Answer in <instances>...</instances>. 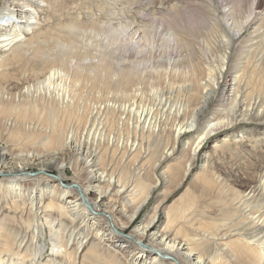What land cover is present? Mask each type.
Segmentation results:
<instances>
[{"label":"rangeland","instance_id":"374dc122","mask_svg":"<svg viewBox=\"0 0 264 264\" xmlns=\"http://www.w3.org/2000/svg\"><path fill=\"white\" fill-rule=\"evenodd\" d=\"M19 1L20 3H18L21 5L24 3L31 4L32 7L37 10L39 16L38 22L33 25L32 30L30 32L25 31V39H23V37L22 40L19 41L21 43L23 42L24 47H26L24 52L25 57L21 60H13L11 62L7 59V61L4 62L5 64H2L3 67L0 65V70L2 69L4 72L7 71L8 73L4 78H0V93L1 96H3L2 101L9 103L10 111H12L6 113L8 115H3L0 128L4 130L3 127L7 125L5 127L6 133L12 131L10 128H24V133L30 135V133L33 132V134H31L32 137L25 134L24 136L18 137V140L17 138L12 140L9 137V133L5 134L8 136H2L0 133L1 150L7 151L8 154L14 156L20 153H27L29 150H50L49 146H46L47 142L53 131L57 128L56 126L60 124L59 127L63 131L65 130L63 132L64 136L68 135L69 140H72V144L77 148V150L71 151L73 156L70 153L71 157L68 159V167H66V170L64 169L66 177L65 182H71L75 176H79L82 179L81 182H84L88 168L84 160H82L81 154L77 155L76 153H78V151L80 152V150H78L79 147L85 146L86 144L90 147L89 150H93V153L98 152V156H104V159L99 158L97 163L93 159L96 167H101L108 171V173H113L122 178L126 188L123 194L115 196L114 202L118 204L120 201H124L127 209H132V205L131 202L127 203L123 197L131 195V193L135 191L136 185L140 180L143 179L145 184L153 181L155 177L153 172H155V175L161 177V172L166 170L169 166L170 170H172L169 171V173L174 174L176 172L175 168H182L187 162L189 158V153H187L188 147L186 146L187 142H193L197 133H200L202 127L209 119L215 117L216 113L219 114H217L218 118L220 117L222 113L218 108L228 106L224 104L226 100H223L224 98L222 95L231 82V75H233L234 72L233 65L236 64L238 59H240V62L242 59L243 64H251L249 69L253 71L247 73L246 79L249 80L251 76L255 78L253 77L254 79H252L251 77L252 82L250 88L253 89L254 87L255 89H260L261 86L264 88V27L255 30L254 28L258 25V21L256 22V20L255 23L253 22L249 25L245 23L248 19L247 14H251L250 10L253 9L251 6L255 0H243L240 4L237 0H44L39 1L40 3L34 0ZM257 4L259 5L258 10H264V0H257ZM6 5L7 0H0V10ZM237 5L239 7H237ZM224 9L226 10L224 11ZM233 9H238L237 11L240 12L236 14L235 10L234 15L233 12H230V10L233 11ZM227 10H229V14L225 13ZM258 10L255 9L254 11ZM6 12H9V10ZM262 16V14L258 15V20ZM6 18H9V16H5L1 21L5 20V22H7L8 20H6ZM262 20H264V17ZM243 23L244 26H242ZM240 27H242L243 30L235 37V31L233 32V30ZM227 36L228 38H233V50L228 63V69L225 70L220 80L221 84L220 88H218L217 98L215 97L214 100L211 101L212 103L210 102L207 110L208 112H205L200 117L198 128L193 131L185 132L180 139L177 140V143L175 140L173 141L174 137L171 135L173 134L171 131L175 129V126L180 123V121L186 124V121H189L193 115L192 110L188 109L185 114L181 113L175 118V113L170 114V111L164 110L167 107V105L164 106V104L169 102V104L171 103L170 106L173 107V105L179 102L186 103L188 91L185 88H187L190 83H186L180 78L170 79L169 77L177 70L176 67L179 69L176 71L177 73L178 71L181 72L186 69L183 68L184 64L199 63L205 65V67L210 64H220L225 48L224 42L228 39ZM188 40L191 41L193 45V51L190 49V46H188ZM64 49L69 54H61L65 57V63L58 61V55H60L58 53ZM12 50L13 48L5 52V54H7L6 57H11L10 54ZM256 64H258V66H256ZM54 69H57L55 76L58 77H54L53 83L50 85L52 88L46 86L42 89H38V81L44 79L46 74ZM254 72H256V74ZM129 73L133 75V81L130 83L126 82L127 79L123 78L129 75ZM164 73L165 75H163ZM122 78L125 81H123ZM253 81H255V83H253ZM174 82L176 84H174ZM27 85L32 86L29 92L24 91ZM250 88H248V91L251 90ZM49 92H51V95H49ZM57 92L63 94V98H65L62 100V97L60 99L57 97L58 103L56 100L57 95L55 94ZM67 96L69 98H67ZM113 104L114 106H112ZM21 108L26 113L25 118L22 116L20 118V116H18L22 114L21 112H24L21 111ZM111 108H114L112 110L113 115H111ZM14 109L15 111H13ZM128 109L132 112H129ZM148 109H155V130L153 128L154 125H147V123L140 118V112ZM32 110L33 112H31ZM133 110L136 111L133 112ZM165 111L170 114L169 117L167 113L165 114ZM19 112L20 114H18ZM28 112L31 115H28ZM137 114L138 117L136 118ZM225 114L226 113H224V116L227 115ZM32 116H34V119H32ZM221 116H223V114ZM260 118H262V116ZM23 120H25V122ZM137 121L140 122V126ZM215 121H217V119ZM51 122H53V124ZM2 124L3 126H1ZM61 124L64 125L65 128H62L63 126ZM201 125L203 126L201 127ZM151 128H153V130H151ZM46 129L50 130L47 131ZM146 130L148 131L146 132ZM50 132L51 134H49ZM151 132H153V134ZM241 132L245 134L246 140L240 142L238 138L236 139L234 137V133L241 134ZM90 133L93 135L90 136ZM216 133L217 134H214L206 141L198 155L199 158L197 159L193 172L199 174L205 154L208 155V153L211 152V147L216 140L230 133L231 135L228 136L229 138L225 141L226 143L224 142L222 145L225 148L211 155V159L213 157V160L210 164V170L213 171L215 178L219 179L222 183L224 187L223 192L216 196L209 195L207 197H202L199 193L197 194V192H195L194 188H190L189 194L186 195V199L192 195L195 196L196 203L193 210L196 217L201 218V215L205 214V216L208 215L212 219L218 220L220 224L229 221L227 223L230 227L229 229H232L235 234L241 231V233H252L255 229L253 225H251L253 222L251 221V216L256 211L255 204L259 199V195L250 197L252 200L257 198L254 201L250 198V200L248 199L249 207H247L248 210H246L250 212H247V215H249V213L252 214L249 215V218L246 217L245 219V215H242L241 211L237 210L241 207L242 201L245 200V197L242 196L246 193V187L241 186L239 183H247L248 170L256 172L258 176L264 174V118L257 120V118L255 119L253 117V119L248 121L243 120L238 122L235 126L223 128ZM249 133L253 135L251 141L248 140ZM169 135H171L173 139ZM9 141L11 143H9ZM13 141L15 142L13 143ZM172 142L174 145L176 144L175 151L166 159L162 160L157 167L156 162L158 157L164 150L169 148V146H174ZM82 154H84V152H82ZM186 154L188 155L186 156ZM77 157H79L83 163L79 165L80 169L75 171L74 167H71V160ZM180 163L184 164L181 165ZM262 169L263 171H261ZM58 172V170L54 169L52 173L58 174ZM193 172L181 186L170 187V192L166 196L165 202L162 204V211H168L169 207L178 197L190 187L189 185L193 183L192 180L198 179ZM124 180H127L128 183H125ZM40 184L44 186L45 182L42 181ZM202 186V183L198 185V190L201 189ZM163 188L164 184L162 183L154 189L153 196L149 199L145 207H143L139 218L136 219L135 222L130 223L127 228H124L126 235L131 231L134 225L145 219L150 213L161 198L159 195L163 191ZM230 190H232V192ZM235 190L237 193L240 192L238 193L240 195H234V193H236ZM242 193L243 195H241ZM130 197L131 196H127L126 199ZM139 198L141 197L139 196ZM8 200L11 201V195L9 198L7 197L5 201ZM104 201H108L107 197ZM24 205L21 208L22 210L19 209L16 211L14 207L11 208L10 205L7 207L5 202L0 200V224L2 219H5L7 224L12 226L11 231L16 235L17 240L18 237L24 239L22 247H19L22 252H32V247H34L35 242L41 247V253L35 258V261L45 262L49 259H56L60 261L63 260L62 263H68L69 257L63 256L59 252L60 250L58 251V247L55 246V239L51 236V231L56 230L58 233L63 234L64 239L70 241H68V243H70L69 250L73 252V247L75 249L79 233L85 231L87 226H83L84 228L80 229L79 227L81 225L79 222L71 223L72 220L67 218L65 222L67 221L66 224L70 225V230L65 231L61 226V221H57L55 224L53 223V225H51V220L46 221L47 210L44 206H42L38 213H33L28 203L26 204L24 202ZM225 212L226 214L224 215ZM117 215L119 216L118 220L120 223L126 221L125 217L120 216V214ZM165 218V214L161 212L160 217L157 219V224L165 222ZM246 221L249 225L248 227L246 226ZM37 229L40 230L39 235L41 236L38 239L35 238V242H32L33 234H35L34 232H36ZM97 238L98 237H96L94 233L91 234L90 240L86 243L83 252L80 253V261H78L77 264H101L97 257L91 258L90 262H85V260L82 262L93 240L95 242L99 241V238ZM235 238H237L239 243L241 236L238 234L230 237L229 240H235ZM226 240L227 239H223V241ZM220 241L221 240H219V242ZM99 243L100 246L104 247V249L101 247H99V249L102 251L104 250L103 252H107L109 248L108 243L104 241ZM18 246L16 245V247ZM221 247L222 246L219 245H213V248L204 256L208 257L207 259L210 260L215 257V253H222L220 257L225 259V261H229L230 264L241 263V260H235L234 253H232L235 252L234 247L232 248L231 246L230 250L232 251L227 252L221 250ZM18 250L19 249L15 252ZM224 255H227L226 257L228 260ZM5 258L8 259L6 264H31V259L29 260L26 257V259H23L22 257L18 258L15 255L8 254L5 255Z\"/></svg>","mask_w":264,"mask_h":264},{"label":"bare ground","instance_id":"6f19581e","mask_svg":"<svg viewBox=\"0 0 264 264\" xmlns=\"http://www.w3.org/2000/svg\"><path fill=\"white\" fill-rule=\"evenodd\" d=\"M34 1L39 2V1H44V0H34ZM237 1L239 4L243 2V0H237ZM18 2L20 3L19 0H7V5L3 9L0 10V28H1L0 30V65L5 64L4 62L7 61V59L10 60L11 62L13 60H21L25 57L24 52L26 50L25 49L26 47H24L23 42L21 43L19 41H21L23 37H24L23 39H25V31L30 32L33 28V25H35L38 22L39 15H38L37 10L34 9V7H32V5L29 3H24L23 5H21ZM237 7L239 6L237 5ZM251 7L253 9L250 10L251 14L249 15L247 14L248 19L245 23L249 25L250 23H253V22L255 23V20H256V22L258 21L257 23L258 25L256 28L254 27L253 28L255 30L262 29L264 27V20H262L264 17V10L262 11L261 9L258 10L259 5L257 4V0L253 1V4ZM226 9H224V11ZM238 9H233V11H231L232 10L231 9L230 12L231 13L233 12V14L235 15L234 11L236 10V14H238L237 12H240V11H237ZM255 9L258 10L259 12L254 11ZM7 10H9V12H6ZM227 11L225 13L229 14V10ZM257 14L258 15L262 14L263 16L260 17L258 20ZM3 15L7 17L9 16V18H6V20H8L7 22H5V20L1 21V19L5 18V16ZM1 22H5V23H1ZM242 26H244V23ZM242 30H243L242 27L233 30V32L235 31L234 36L235 37L238 36ZM188 42H189L188 46H190V49H192L193 51L194 48L192 47L193 45L191 41L188 40ZM224 44H225V48H224V52L221 57L220 64H213V65L210 64L208 66L206 65L207 67L199 63L184 64L183 68H186V69L182 70L181 68L182 70L181 72L179 71L178 73L176 72L177 70H179L177 67H176L177 70L175 72L172 71L173 73L170 75L169 77L170 79L180 78L184 82L190 83L188 87L185 88L188 91V93L186 92L187 96L185 95L187 97L186 98L187 102L186 103L179 102L173 105V107L170 106L171 103L170 104L169 102L165 103L164 106L167 105V107L164 110L168 112L170 111L169 112L170 114L175 113V118L181 113L185 114V112H187L188 109H191L192 114H193L191 118L189 117L190 120L186 121V124H184L185 123L184 121H183L184 123H181L180 121L181 124L177 122L178 124L175 126V129L171 131L173 132V134L170 133L171 135H173L174 139L171 135H169L173 139V141L175 140V142H177V140L180 139V137L185 132L193 131L198 128L200 117L205 112H208L207 110L210 105V102L214 100V98L216 97L218 93V88H220V84H221L220 80L223 77L225 70L228 69V65H229L228 63L230 61L232 50H233L232 49L233 38L226 39ZM10 47L13 48V50H12V53L10 54L11 57L8 58L6 57L7 54H5V52L11 49ZM64 50L58 53L60 54L58 55V61L65 63L64 61L65 57H63L62 55H69V54L66 50L65 51ZM241 62H240V59H238L236 64L233 65L234 72H233V75H231L232 76L231 82L228 85V87L224 90V93L222 95L224 98L223 100H226L227 102V103L224 102V104L228 105L226 107H224L223 105L224 108L220 107L221 109L218 108L223 114V116H221L222 115L221 114L220 117L218 118L219 114L216 113V116L214 115L215 117H212L211 119H209L208 122L204 126L201 125V127L202 126L203 127L200 133L199 134L197 133L196 138L194 137L195 140L193 142H190V141L187 142L186 146L188 147L187 153H189V156H188L189 158L186 163L184 162L185 164L183 163L184 165L180 163L181 165H183L182 168H178V169L175 168L176 172L174 174H171L169 173V171H172V170H170V166H169L166 170L161 172L162 178L155 175V172H153L155 176L153 181L147 182L145 184L143 179L140 180L136 185L135 191L134 192L132 191L133 193H131V195H127L128 197L129 196L131 197L129 199H126L127 196L123 197L124 200L127 201V203L131 202L132 209H127L124 201H120L118 204L114 202L115 196L123 194L126 186H124L123 180L120 176L114 175L113 173H108V171L102 169L101 167H96L95 162L97 163L98 162L97 160L99 158L104 159V156L103 155L98 156V152L97 153L94 152L97 158L96 159L93 153V150L92 151L89 150L90 147L87 146L86 144L85 146L79 147L78 150H80V152L78 151V153H76L77 155L81 154L80 156L82 157V160H84V163L88 168L87 175H85V178H84V182H81L82 179L79 176H75L71 182H68V183L65 182L66 177H65L64 169L66 170V167H68V159H70L71 157L70 156L71 151L73 152L74 150H77V148H75L74 144H72V140H69L68 135L64 136L63 132L65 130L63 131L59 127L60 124L56 126L57 128L53 131L51 137L49 138V141L47 142L46 146H49L50 150L49 149L47 151H37V150L30 151L29 150V152L27 153H20L14 156V155L8 154L7 151L1 150L0 148V200L2 202L4 201L7 207L10 205L11 208L14 207L16 211H18L19 209L22 208L25 202L26 204L28 203L30 205L33 213H38V211L42 208V206H44L47 210L46 221L51 220L52 222L51 225H53V223L55 224L57 221H61V224H62L61 226L65 229V231L70 230V225L66 224L67 221L65 222L67 218L72 220L71 223L79 222V224L81 225L79 227L80 229H83L85 226H87L85 231H82L79 233L77 240H76L75 249L73 247V252H70L69 250V244H70L68 243L69 240L66 241L64 239L63 234L58 233V231L56 230H52L51 236L55 239V243H56L55 246L58 247V251L60 250L59 252L63 256L69 257V262L62 263L63 260L60 261L56 259H49L43 262V261H35V258L41 253V250H42L41 247L37 245L36 242L34 241L35 238L38 239L41 236L39 235L40 230L37 229L36 231L37 234L36 232H34L35 234H33L34 236H33L32 242H35V245L34 247H32L33 248L32 252L30 253H28L27 251L22 252L21 248L19 247H22L24 243V239H21L18 237V240H17L16 235H14L13 232L11 231L12 226L8 225L5 219H2L1 224H0V238H1L0 239V264L7 263L8 259L5 258V255H8V254L15 255L18 258L22 257L23 259H26V258H28L29 260L31 259L30 261L31 264H77V262L80 261V253L83 252L86 243L90 240V236L93 233L96 237L99 238V241L96 240L97 242H95L93 240L92 245L89 247L87 253L84 255L82 262H84V260L85 262H90L91 258L97 257V259L100 260L101 264H230L229 261H225V259L220 257V254H222L220 252H219L220 254L215 253V257L212 256L213 258H211L210 260L207 259L208 257H205L206 256L205 254L208 253V251L213 248V245H219V246H222L221 250L225 252L232 251L230 250V248L231 246L232 248L234 247L235 252H232V253H234L233 255L235 256V260L237 261L241 260L242 264H263L264 263V177H263L264 174L258 176L256 175V172L252 170H248L247 171V179H248L247 183H239L241 186L246 187V193L244 194V196H242V197H245V200L242 201L243 203H241V207L237 205L238 207H240V208L237 207L238 208L237 210L241 211L242 215L243 214L245 215V219L246 217L249 218V215L252 214V213H249V215H247L248 214L247 212H250V211H247L248 210L247 207H249L248 199L252 196L259 195V199L258 201H256V204H255L256 211L255 212L253 211L254 215L252 214L251 216L252 217L251 221H253L251 225H253L255 229L253 230L252 233L250 232L241 233L242 231L240 230L241 232H237L235 234L233 233L232 229H229L230 227L227 224L229 221L227 223L223 222L222 224H220L218 220L216 219L214 220L208 215L205 216V214L201 215L202 216L201 218L196 217L195 212L193 210L195 203H196L195 196L192 195L188 197V199H186V195L189 194L190 188L191 189L194 188L195 192H197V194L199 193L202 197H207L209 195L216 196L219 193L223 192L224 187L222 186V183L219 181V179L215 178L213 171L210 170L211 169L210 164L213 160V157L211 159V155L215 154L218 150H223L225 148L222 145L227 140V138H229L228 136L231 134L230 133L226 134L224 137L215 141V143L211 147V152H209L208 155L205 154V157L203 158V162L200 167L201 173L199 172V174L198 173L196 174L193 171L195 170L197 159L199 158L198 155L200 154L206 141L214 134H217L216 132L222 130L223 128L235 126L240 121H243V120L248 121V120L253 119V117L255 119L257 118V120H261L262 118H264V88L262 86L260 89L259 88L255 89L254 87L253 89L250 88L252 79L255 78L254 76H253L254 78L251 76L252 77L251 79V77L248 75L250 79L249 80L246 79L247 73L251 71L249 69V66L251 64H247L245 61L244 62L246 64H243L242 59H241ZM258 64H256V66H258ZM1 67H3V65ZM2 71L3 70L1 69L0 78H4V76H7L6 74H8L7 71L6 72L3 71V73ZM169 72H168V75H169ZM56 73H57V69L50 70L49 73L46 74L44 79H42L41 81L40 80L38 81L37 83V87H39L38 89H42L46 86L49 87L53 83V79L54 77H56L55 76ZM254 73L256 74V72ZM163 75H165V73ZM132 76L133 75H130L129 73V75L124 76L123 78L127 79L126 82L130 83L131 81H133ZM124 79L123 81H125ZM255 81H253V83H255ZM165 84L167 83L165 82ZM174 84L176 83L174 82ZM248 88H250L251 90L248 91L249 90ZM31 89H32V86L27 85L25 86L24 91L29 92L31 91ZM51 92H49V95H51ZM55 94L57 95V96L55 95L56 100H57V97L59 99L62 97V100L65 99L63 98V94L59 92ZM2 97L3 96H1V93H0V124L2 123L3 115H5L8 112L9 113L12 112L10 111L9 103H7L6 101H2L3 100ZM67 98L69 97L67 96ZM58 102L59 101L57 100V103ZM112 106H114V104ZM159 108L162 109L161 107ZM113 109L112 108L110 109L112 113L111 115H113V112H112ZM13 111H15V109ZM21 111H24V110L22 109ZM116 111H117V108H116ZM134 111L136 110H133V112ZM166 111H165V114L167 113ZM20 112L18 114H20ZM29 112H28V115H31L29 114ZM31 112H33V110ZM129 112H132V111H129ZM21 113L22 114L18 116H20V118L21 116L25 118L26 117L25 111ZM140 113H139L140 118H142L147 123V125H150V124L154 125L153 128L155 130V115H154L155 109L154 110L148 109L145 111L143 110ZM224 113H226L227 115L225 114L226 116H224ZM170 114H168V117ZM261 116L262 118H260ZM33 117L34 116H32V119H34ZM137 117H138V114L136 118ZM27 119H30V118H27ZM216 119L217 121H215ZM23 121L25 122V120ZM53 122L51 123L53 124ZM18 123H15V124H18ZM138 123L140 126V122ZM1 126H3V124ZM62 126H63L62 128H65L64 125ZM5 127H3L4 130H5ZM153 128H151V130H153ZM4 130L0 128L1 135L4 136L5 134L9 133L10 135L9 137L12 140L13 139L15 140L16 138L18 140V137L24 136L26 134L23 131L24 128L23 129H20V128L11 129L10 128V130L12 131L10 132L7 131L8 133H6V130L5 131ZM147 131L148 130H146V132ZM151 133L153 134V132ZM31 134H33V132L30 133V135L28 134L27 136L32 137ZM49 134H51V132ZM251 134L252 133H249L248 134L249 138L247 137L248 140L250 141L252 139L251 137H253V135ZM92 135L93 134H91L90 136ZM5 136H8V135H5ZM234 137L236 139L238 138L240 142L243 140H246L245 134L242 132L241 134L234 133ZM14 142L15 141H13V143ZM9 143L11 142L9 141ZM172 145H174L173 142H172ZM175 145L173 147L169 146V148H167L166 150L163 149L164 151L160 154V156L157 159V162H156L157 167L160 165L162 160L166 159L168 156H170L175 151L176 149ZM82 152H84V154H82ZM187 155L188 154H186V156ZM93 159L95 162L93 161ZM82 160L79 157L73 158L71 160V167L72 168L74 167L75 171L77 169L79 170L80 169L79 165L83 163ZM54 169L59 171L58 174L52 173ZM261 171H263V169ZM192 172L193 174L196 175V178L198 179L192 180L193 183L189 185L190 187L187 188V190L178 197V199L169 207L168 211H165V210L162 211V204L165 202V198L170 192V187L171 186H175V187L181 186L184 183V181L187 179V177L191 175ZM42 181L45 182L44 186L43 185L41 186L40 184V182ZM124 181L125 183L127 182V180H124ZM64 183L66 184L63 185ZM162 183L164 184V188H163V191L159 195L161 196V198L158 200V202L155 204V206L152 208V210L146 216V218L138 222L136 225H134L131 231L126 235L125 234L126 232H124L125 231L124 228H127V226H129L130 223L135 222V220L139 218V216L142 213L143 207H145L149 199L153 196L154 189L160 186ZM201 183L203 186L201 189L198 190V185H201ZM140 184L142 187L140 186ZM230 191L232 192V190ZM236 193H234V195H240L238 194L240 192H238L237 194ZM10 195H11V201L10 200L5 201L7 200V197L8 198L10 197ZM241 195H243V193ZM139 196L141 198H139ZM106 197L108 201H104ZM250 199L252 200V198ZM256 199H253L252 201ZM161 212L165 214V217H166L164 220L165 222H162V224H157V219L160 217ZM117 214H120V216L125 217L126 221L120 223L118 220L119 216ZM225 214L226 212L224 213V215ZM246 224H247V221H246ZM246 226L248 227L249 225L247 224ZM237 234L241 236V240L239 243H238L237 238H235V240H231L232 238L229 240L230 237L237 235ZM223 239H227V240L223 241ZM219 240L221 241L219 242ZM101 241L108 243L109 248L107 252H103L104 250L102 251L99 249V247L104 249L103 246L99 245L100 244L99 242ZM16 245L17 246L19 245V246L16 247ZM17 249L19 250L15 252ZM226 256L224 255V257L227 259ZM234 256H233V259H234Z\"/></svg>","mask_w":264,"mask_h":264}]
</instances>
